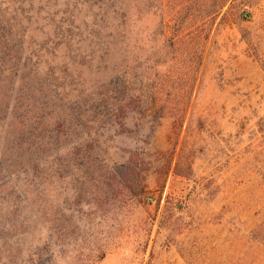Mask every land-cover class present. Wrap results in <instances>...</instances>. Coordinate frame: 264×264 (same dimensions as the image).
I'll return each mask as SVG.
<instances>
[{
  "label": "rangeland",
  "instance_id": "rangeland-1",
  "mask_svg": "<svg viewBox=\"0 0 264 264\" xmlns=\"http://www.w3.org/2000/svg\"><path fill=\"white\" fill-rule=\"evenodd\" d=\"M111 1L0 0V264H258L264 0H122L116 36ZM180 17L208 32L189 97ZM116 76L121 117L92 100Z\"/></svg>",
  "mask_w": 264,
  "mask_h": 264
},
{
  "label": "trees",
  "instance_id": "trees-1",
  "mask_svg": "<svg viewBox=\"0 0 264 264\" xmlns=\"http://www.w3.org/2000/svg\"><path fill=\"white\" fill-rule=\"evenodd\" d=\"M46 3H48L50 0H44ZM165 1V0H164ZM174 2L176 0H173ZM231 0H213L214 6L216 7L217 12L224 11L226 7H228V3H230ZM238 5L249 3L250 0H235ZM198 3L204 4L207 2V0H197ZM129 4H132L133 7H137L138 0H129ZM54 6V5H52ZM111 7H112V12H114L113 16V32L111 36H116L118 30H121L125 21V17L127 12L125 11V6L122 0H112L111 1ZM114 9V11H113ZM51 12V13H50ZM177 12V11H176ZM175 12V13H176ZM47 16H49L50 20L55 19V12L53 11H47L46 12ZM57 14V13H56ZM188 18V17H187ZM133 21H136L134 19ZM185 20L178 18L174 20L173 26L169 25V29L171 31L165 30L166 24H163V20L161 23V30H160V35L161 37L166 39H177V48L175 51L181 52L180 58L177 60L176 64H173L176 69H179V67L182 65V74L183 78L182 80L184 81V85L187 87L188 85V92H187V97L191 95V92L193 90L194 84L196 82V77L197 73L199 71L200 65L202 63V57H203V41L205 42L208 38V32L206 34H203L201 36L200 34H197L196 32L189 30L190 28V23L185 24ZM60 24L55 25V30L58 28L59 30L63 28V23L59 22ZM57 24V22H56ZM188 25V26H187ZM67 27H70V24L67 25ZM171 27V28H170ZM174 27V29H173ZM64 29V28H63ZM173 29V30H172ZM182 29H185L187 32L184 34L182 32ZM67 32H69V29H66ZM62 35V34H61ZM59 34H55V37H58ZM7 40H12L11 37H0V50H3L6 46L5 41ZM179 41V42H178ZM173 43V40H172ZM182 44H189L190 46L186 49H182ZM185 51V52H184ZM172 52V53H176ZM22 55V54H19ZM169 55V52L166 53V56ZM174 57H176L174 55ZM19 59V57H18ZM180 61V63H179ZM185 61V62H184ZM113 83L111 86L110 83ZM123 78L120 76H116L115 79L110 80L109 82H104V83H99L97 86L93 89L92 93V100L96 104H102L104 102H109L112 107L116 110V116L121 117L122 116V111H124V108L126 107V104L128 103L127 98H126V89L124 86ZM20 125H16V129H24V126H22V122ZM9 128V131L11 130L10 128L12 127L9 124L6 126ZM15 130L13 129V132ZM13 133L12 131H10ZM17 132V131H16ZM251 237L257 241L262 248V253L260 254L259 258V263L258 264H264V221L257 224L254 229L251 232Z\"/></svg>",
  "mask_w": 264,
  "mask_h": 264
}]
</instances>
